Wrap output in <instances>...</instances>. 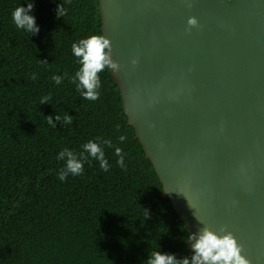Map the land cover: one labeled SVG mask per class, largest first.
Returning a JSON list of instances; mask_svg holds the SVG:
<instances>
[{"label": "trees", "instance_id": "1", "mask_svg": "<svg viewBox=\"0 0 264 264\" xmlns=\"http://www.w3.org/2000/svg\"><path fill=\"white\" fill-rule=\"evenodd\" d=\"M28 3L35 35L12 19ZM60 4L67 14L58 18ZM97 6V0H0V264H146L153 252L177 261L194 254L127 125L109 69L98 74L97 100L77 90L81 65L72 44L102 35ZM54 75L64 77L61 84ZM44 97L50 99L40 104ZM65 115L71 124L63 123ZM89 141L104 151L107 172L84 151ZM117 147L124 167L117 165ZM64 149L85 159L82 174L61 181L66 159L57 157Z\"/></svg>", "mask_w": 264, "mask_h": 264}, {"label": "water", "instance_id": "2", "mask_svg": "<svg viewBox=\"0 0 264 264\" xmlns=\"http://www.w3.org/2000/svg\"><path fill=\"white\" fill-rule=\"evenodd\" d=\"M97 3L119 65L109 72L161 197L189 236L223 227L264 264V0Z\"/></svg>", "mask_w": 264, "mask_h": 264}, {"label": "clouds", "instance_id": "3", "mask_svg": "<svg viewBox=\"0 0 264 264\" xmlns=\"http://www.w3.org/2000/svg\"><path fill=\"white\" fill-rule=\"evenodd\" d=\"M33 7L32 3H28L27 8L17 7L12 13V19L18 29L35 35L39 32V28L36 27L35 18L28 14L33 10ZM66 14L67 10L63 5H58L56 9L57 17H63ZM187 24L189 28L196 27V18L190 17ZM111 47L110 40L103 35H92L87 39L81 40L78 44H72V53L78 58L81 65L75 74L74 80L78 81L77 90H83L82 95L86 100L95 101L99 98L97 91L100 87L99 73L105 69H110L113 73L119 72V65L111 59ZM132 63L135 64L136 61L133 60ZM32 78L35 79V75ZM63 78V76L56 75L52 77L57 85L61 84ZM49 99L50 97H44L40 104H47ZM55 120L59 122L61 117L56 115ZM47 121L49 125L55 127L52 117H48ZM72 121V117L68 115L64 116L63 123L71 124ZM125 139V136L119 137L120 142H123ZM103 143L111 147L110 140H104ZM84 151L100 162L101 169L105 172L109 170L108 161L99 144L89 141L84 145ZM115 155L118 157L117 165L124 167L125 154H122V149L117 147L115 149ZM57 159H66L65 167L59 175L61 181H64L69 174L73 176L82 174L83 160L85 159L83 154L80 158H77L72 151L64 149L59 153ZM188 203L191 207L189 201ZM219 233L218 235L208 227H203L198 232L190 235L188 240L194 241L191 244L194 254L190 259L184 258L177 261L174 255L161 254L158 251L153 252L149 256L146 264H250L249 260L241 255L243 246L237 243L232 233L227 232L223 227L219 229Z\"/></svg>", "mask_w": 264, "mask_h": 264}]
</instances>
